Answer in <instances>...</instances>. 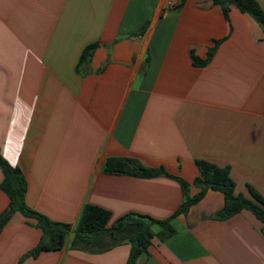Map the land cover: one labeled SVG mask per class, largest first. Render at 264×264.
<instances>
[{"label": "crops", "instance_id": "1", "mask_svg": "<svg viewBox=\"0 0 264 264\" xmlns=\"http://www.w3.org/2000/svg\"><path fill=\"white\" fill-rule=\"evenodd\" d=\"M166 4L0 0V153L25 176L27 204L70 225L62 248L28 255L43 232L16 211L0 231V264H127L128 241L74 245L85 207L109 210L110 222L169 217L184 199L180 179L190 196L200 190L197 160L229 167L236 193L264 197L262 26L235 6L226 18L212 0ZM109 156L169 175L106 172ZM224 203L208 189L171 218L172 234L153 223L134 264H264L262 221L248 209L218 216ZM8 204L0 186V213Z\"/></svg>", "mask_w": 264, "mask_h": 264}, {"label": "trees", "instance_id": "2", "mask_svg": "<svg viewBox=\"0 0 264 264\" xmlns=\"http://www.w3.org/2000/svg\"><path fill=\"white\" fill-rule=\"evenodd\" d=\"M220 5L226 18L232 6L242 12L252 15L264 30V10L257 0H212ZM97 43L87 45L80 57V63L87 62L96 48ZM195 64H204L195 54H192ZM200 174L195 178L194 184L200 190L193 196L188 194V183L180 179L184 187V199L177 210L169 217L155 218L151 216L128 213L111 221L109 210L97 206L87 205L82 213L78 227L75 231L74 245H87L93 250H104L117 243L128 241L131 244V251L127 264H134L136 258L144 251H147L153 232L151 226L158 223L165 227L162 233L166 237L174 232L170 225L173 216L186 212L188 208L199 201L208 189L218 190L224 194V206L217 212L218 216L228 217L243 209L252 211L263 223L264 233V197L249 186L250 196L235 192V182L230 175L229 167L218 166L206 160L196 161ZM0 167L3 172L1 188L9 197V204L0 213V231L16 211L37 220V226L41 228L43 235L28 255L36 256L44 249H60L63 247L66 237L70 231L68 223L59 222L49 218L41 212L30 207L25 199L27 181L21 169L12 165L0 153ZM104 171L113 173L130 174L134 176L150 177L156 175H169L163 167L150 168L136 158L128 156H109L104 162Z\"/></svg>", "mask_w": 264, "mask_h": 264}, {"label": "built area", "instance_id": "3", "mask_svg": "<svg viewBox=\"0 0 264 264\" xmlns=\"http://www.w3.org/2000/svg\"><path fill=\"white\" fill-rule=\"evenodd\" d=\"M177 2H178V0H167V4H166L167 6H166V8L169 9V8L175 7V5L177 4Z\"/></svg>", "mask_w": 264, "mask_h": 264}]
</instances>
